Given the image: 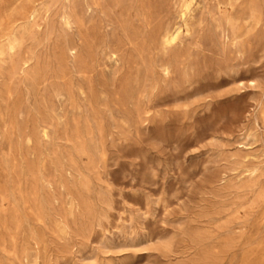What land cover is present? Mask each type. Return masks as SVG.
Returning a JSON list of instances; mask_svg holds the SVG:
<instances>
[{"label": "rangeland", "instance_id": "obj_1", "mask_svg": "<svg viewBox=\"0 0 264 264\" xmlns=\"http://www.w3.org/2000/svg\"><path fill=\"white\" fill-rule=\"evenodd\" d=\"M0 264H264V0H0Z\"/></svg>", "mask_w": 264, "mask_h": 264}, {"label": "bare ground", "instance_id": "obj_2", "mask_svg": "<svg viewBox=\"0 0 264 264\" xmlns=\"http://www.w3.org/2000/svg\"><path fill=\"white\" fill-rule=\"evenodd\" d=\"M189 7H190V3L186 4L185 9L182 13V17L184 18V21H186V16L188 14ZM180 34H181V26L179 25L166 29L163 33L164 43L166 44L174 43L179 38Z\"/></svg>", "mask_w": 264, "mask_h": 264}]
</instances>
